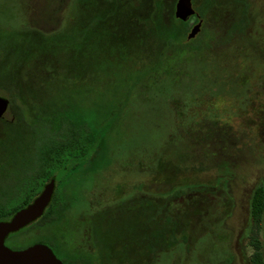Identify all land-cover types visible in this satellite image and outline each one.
Wrapping results in <instances>:
<instances>
[{
    "label": "rangeland",
    "instance_id": "1",
    "mask_svg": "<svg viewBox=\"0 0 264 264\" xmlns=\"http://www.w3.org/2000/svg\"><path fill=\"white\" fill-rule=\"evenodd\" d=\"M236 1L212 0L194 51L187 40L166 45L179 23L176 0H0V31L84 34L78 49L21 69L27 96L62 90L90 106L144 73L88 158L54 185L70 201L61 220L8 248L55 238L92 264H264V0H242L249 24L227 39L241 17ZM19 111L2 115L0 138ZM208 121L222 129L212 152L181 143L178 130ZM256 188L258 223L250 218Z\"/></svg>",
    "mask_w": 264,
    "mask_h": 264
},
{
    "label": "trees",
    "instance_id": "2",
    "mask_svg": "<svg viewBox=\"0 0 264 264\" xmlns=\"http://www.w3.org/2000/svg\"><path fill=\"white\" fill-rule=\"evenodd\" d=\"M236 2L241 4V17L226 32L227 39L233 32L242 34L249 24L247 5L243 1ZM211 5L212 0H204L203 5L195 9L200 19ZM177 22L179 23L167 33L168 48L186 40L189 23ZM83 37L82 33L76 37L70 33L45 37L35 33L0 31V93L8 99V110L14 105L20 110L5 123L4 134L0 138V221H8L17 210L29 204L50 178H54L58 186L69 173L77 170L101 141L104 133L120 117L131 90L144 76L143 73L134 79L128 77L121 80L103 101L92 102L90 106H84L82 99L74 98L62 90L40 91L28 96L23 93L18 83L24 66L33 65L31 62L43 65L46 58L54 56L56 51L76 50ZM186 44L197 51L200 41L196 36ZM220 130L221 127H217L215 122L208 121L178 130V136L187 148L200 151L205 148L212 152L220 141L217 138ZM69 205V199L61 198L57 189H54L42 215L28 226L9 234L4 244L30 229L58 223ZM262 209V189L256 188L250 200V218L255 223H258ZM161 214L162 208L157 207L154 216ZM161 219L172 230L174 222L167 216ZM181 239L185 241V236L182 235ZM34 243L46 245L62 264H92L89 257L66 253L62 243L55 238H39L27 246ZM173 244L175 240L170 235L168 245ZM251 246L257 248L258 241H251ZM11 247L12 250L25 248ZM258 257L257 254L256 258Z\"/></svg>",
    "mask_w": 264,
    "mask_h": 264
},
{
    "label": "water",
    "instance_id": "3",
    "mask_svg": "<svg viewBox=\"0 0 264 264\" xmlns=\"http://www.w3.org/2000/svg\"><path fill=\"white\" fill-rule=\"evenodd\" d=\"M195 16L196 23L186 34V40H192L198 34L201 19L195 13L191 0H176L173 17L187 22ZM9 108V102L0 95V118ZM54 190V179H50L25 207L17 210L8 221H0V264H62L46 245L34 243L20 250H12L4 244L5 238L36 221L47 207Z\"/></svg>",
    "mask_w": 264,
    "mask_h": 264
},
{
    "label": "flooded vegetation",
    "instance_id": "4",
    "mask_svg": "<svg viewBox=\"0 0 264 264\" xmlns=\"http://www.w3.org/2000/svg\"><path fill=\"white\" fill-rule=\"evenodd\" d=\"M240 1H242V0H240ZM244 2V1H243ZM246 5H247V9H246V13H247V15H248V9H249V4L248 3H246V2H244ZM191 5H192V0H191ZM194 11H195V9H194ZM196 13V12H195ZM247 19H248V16H247ZM191 20L193 21V24L192 25H194L195 23H196V21H197V19L195 18V16H191L189 19H188V23H190L191 22ZM201 22H202V19H201ZM248 22H249V19H248ZM192 25L190 26V28L192 27ZM189 28V29H190ZM189 31V30H188ZM50 179H54V178H50ZM49 179V180H50ZM54 184H55V180H54ZM32 201V200H31ZM30 201V202H31ZM256 241H258L257 240V238H256ZM250 244H251V240H250Z\"/></svg>",
    "mask_w": 264,
    "mask_h": 264
}]
</instances>
